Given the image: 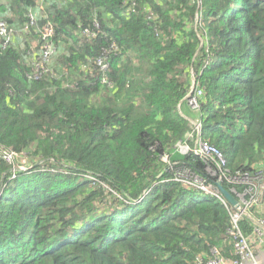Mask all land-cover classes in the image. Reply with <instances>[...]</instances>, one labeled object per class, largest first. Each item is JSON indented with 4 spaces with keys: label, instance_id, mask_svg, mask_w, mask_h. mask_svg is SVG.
I'll list each match as a JSON object with an SVG mask.
<instances>
[{
    "label": "trees",
    "instance_id": "16d2710c",
    "mask_svg": "<svg viewBox=\"0 0 264 264\" xmlns=\"http://www.w3.org/2000/svg\"><path fill=\"white\" fill-rule=\"evenodd\" d=\"M6 1L28 36L0 39V148L32 165L0 159V264L231 256L228 210L172 181L204 168L176 154L179 106L194 118L195 77L204 139L232 173L264 169V0Z\"/></svg>",
    "mask_w": 264,
    "mask_h": 264
},
{
    "label": "built area",
    "instance_id": "2783aa9c",
    "mask_svg": "<svg viewBox=\"0 0 264 264\" xmlns=\"http://www.w3.org/2000/svg\"><path fill=\"white\" fill-rule=\"evenodd\" d=\"M5 33V26L0 24V36ZM50 55L49 48L44 59H49ZM98 65L102 71L108 69L102 60ZM203 96L204 89L197 86L193 77L191 90L183 102L184 107L187 106L194 114V118L183 113L182 104L179 106L180 114L189 122L190 129L184 141L175 147L176 154L194 155L201 159L204 163L203 171L201 173L190 170L175 171L172 181L181 184L187 190L218 199L223 204L230 215L228 238L233 245V252L231 256H226L220 248H213L209 258L200 256L195 264H264V260L261 259L264 251V217L259 219L253 216L258 210L264 209V169L232 173L224 153L204 139V125L201 119ZM0 159L10 164L14 163L15 166L19 156L15 152L0 148ZM163 161L170 169L176 165L168 155L164 156ZM15 169L27 170L21 167ZM224 184L229 187L228 191L237 200L238 206H232L219 190L218 186L224 187ZM244 218L250 220L254 227L249 235L245 234L241 226Z\"/></svg>",
    "mask_w": 264,
    "mask_h": 264
},
{
    "label": "rangeland",
    "instance_id": "374dc122",
    "mask_svg": "<svg viewBox=\"0 0 264 264\" xmlns=\"http://www.w3.org/2000/svg\"><path fill=\"white\" fill-rule=\"evenodd\" d=\"M1 2H0V4L2 5L3 3H5V4H7V1L5 2V0H0ZM199 3H201V0H199ZM6 18H10V16H2L1 14H0V24H3L4 26H5V29H6V33L3 35V36H0V39H5V40H13V39H15V38H17V41H19V39H24V37H25V40H26V38H27V36H25V31H26V29H27V27H23V25H20V26H18V27H16V26H11L9 23H7L5 20H6ZM10 19H12V18H10ZM196 19H197V21H199V20H201V15H200V12H197L196 13ZM15 21H16V19H15ZM30 21H31V24H30V27L32 26L33 27V25H35L37 22L35 21V20H33V19H30ZM35 27H36V25H35ZM23 29H25V30H23ZM24 36V37H23ZM36 41L37 40H34V39H32L31 41H30V43L31 44H33V45H35V43H36ZM46 60H48V59H46ZM45 59H44V61H46ZM100 66V65H99ZM102 69V68H101ZM182 110H183V108H182ZM185 114V113H184ZM186 115V114H185ZM204 135V134H203ZM31 165L32 164H28V162H26V160H24V159H21V158H19L18 159V161H17V166H19V167H21V168H25V169H27V168H30L31 167ZM228 191V190H227ZM229 192V191H228ZM230 193V192H229ZM264 210V209H263Z\"/></svg>",
    "mask_w": 264,
    "mask_h": 264
},
{
    "label": "water",
    "instance_id": "95a60500",
    "mask_svg": "<svg viewBox=\"0 0 264 264\" xmlns=\"http://www.w3.org/2000/svg\"><path fill=\"white\" fill-rule=\"evenodd\" d=\"M218 188L232 206H238L237 200L222 185H219Z\"/></svg>",
    "mask_w": 264,
    "mask_h": 264
},
{
    "label": "crops",
    "instance_id": "0c3cea01",
    "mask_svg": "<svg viewBox=\"0 0 264 264\" xmlns=\"http://www.w3.org/2000/svg\"><path fill=\"white\" fill-rule=\"evenodd\" d=\"M185 107H187V106H185ZM187 108H188V107H187ZM188 109H189V108H188ZM189 110H190V109H189ZM190 112H191V110H190ZM261 257H262L261 259L264 260V251H263V255H261Z\"/></svg>",
    "mask_w": 264,
    "mask_h": 264
}]
</instances>
